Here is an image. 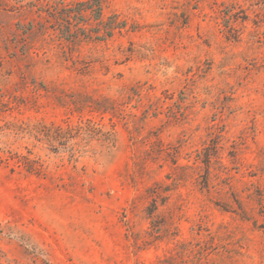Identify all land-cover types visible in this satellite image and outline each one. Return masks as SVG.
<instances>
[{"label": "rangeland", "instance_id": "374dc122", "mask_svg": "<svg viewBox=\"0 0 264 264\" xmlns=\"http://www.w3.org/2000/svg\"><path fill=\"white\" fill-rule=\"evenodd\" d=\"M100 2L0 0V264H264V0Z\"/></svg>", "mask_w": 264, "mask_h": 264}, {"label": "trees", "instance_id": "16d2710c", "mask_svg": "<svg viewBox=\"0 0 264 264\" xmlns=\"http://www.w3.org/2000/svg\"><path fill=\"white\" fill-rule=\"evenodd\" d=\"M101 7H102V5H101L100 0L99 1L97 0V3H96L94 8H96L97 10L99 9L101 11L102 10ZM99 18H100V15L98 16V20H99ZM110 21L111 22H110V24H108V28H107V32H109V34H111L112 31H114L115 29H122L124 27L123 23H116V21L114 19H111Z\"/></svg>", "mask_w": 264, "mask_h": 264}]
</instances>
